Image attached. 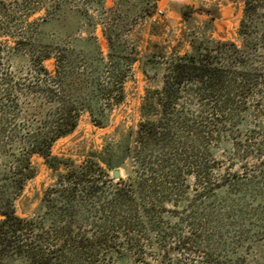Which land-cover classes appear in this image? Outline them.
I'll list each match as a JSON object with an SVG mask.
<instances>
[{"label": "trees", "instance_id": "16d2710c", "mask_svg": "<svg viewBox=\"0 0 264 264\" xmlns=\"http://www.w3.org/2000/svg\"><path fill=\"white\" fill-rule=\"evenodd\" d=\"M255 2L243 9L240 45L190 31L182 53L173 47L167 53L165 44L148 39L142 52L132 44L105 57L93 37L90 72L76 69L63 51L25 46L30 71L16 79L0 76V264H185L174 254L204 252L202 229L221 223L217 203L244 189L233 159L214 173L222 161L207 145L224 124L239 120L264 84V65L248 51ZM154 7L153 1L143 14L152 16ZM185 8L180 14L188 20L193 11ZM105 38L109 48H118ZM51 56L53 71L43 64ZM135 62L148 82L136 124L114 127L116 142L77 164L51 154L52 143L73 131L81 113L97 127L110 125ZM21 88L50 103L21 105ZM234 142L242 152L234 157L251 156L247 143ZM34 154L64 172L42 190L34 214L25 215L17 200L37 173ZM116 167L122 170L118 178L111 175ZM206 252V261L219 264Z\"/></svg>", "mask_w": 264, "mask_h": 264}, {"label": "rangeland", "instance_id": "374dc122", "mask_svg": "<svg viewBox=\"0 0 264 264\" xmlns=\"http://www.w3.org/2000/svg\"><path fill=\"white\" fill-rule=\"evenodd\" d=\"M2 1L0 76L16 79L30 71L26 45H48L56 54L63 51L76 69L86 72H90L94 63L90 51L93 37L105 57L113 49L125 50L132 44L142 52L148 39L165 44L167 53L172 52L171 47L182 53L188 48L185 34L190 31L198 36L211 34L228 38L240 45L237 28L248 0ZM153 1L152 16H145L143 10ZM255 1L256 7L248 22V40L253 45L248 51L256 63L264 65V0ZM187 5L193 12L188 20H183L180 12L185 11ZM209 13L215 15L211 20ZM152 22L153 27L150 25ZM105 33L118 48H109ZM54 62L55 58L51 56L43 64L53 71ZM146 85L148 82L138 70V62H135L132 78L124 84V100L113 108L110 125L97 127L90 122L87 113H81L77 126L69 134L56 139L50 153L69 158L73 164L79 163L89 153H102L107 143L116 142L114 127L119 126L124 131L138 121V106ZM17 93L21 105L33 101L50 103L23 88ZM239 117L233 124H224L220 137L207 146L208 153H214L222 161L214 173L224 172L226 163L233 159L232 169L237 168L240 175H244V189L231 193L226 203H217L216 211L221 223L219 227L211 225L202 229L199 240L204 252H189L184 257L174 254L185 264H210L206 261L205 251L210 252V259L219 264H264V84L257 85L249 97L247 108ZM234 140L247 143L251 156L245 160L234 157L235 153H242L234 148ZM256 148L260 150L257 152ZM31 160L37 173L26 183L17 200V206L25 208V215L34 214L42 190L56 180L57 171L64 172L62 167L54 171L36 154ZM224 212L226 214L221 216Z\"/></svg>", "mask_w": 264, "mask_h": 264}, {"label": "water", "instance_id": "95a60500", "mask_svg": "<svg viewBox=\"0 0 264 264\" xmlns=\"http://www.w3.org/2000/svg\"><path fill=\"white\" fill-rule=\"evenodd\" d=\"M111 175L114 178H118L119 176H121V170L119 169V167H116L114 169L111 170Z\"/></svg>", "mask_w": 264, "mask_h": 264}]
</instances>
